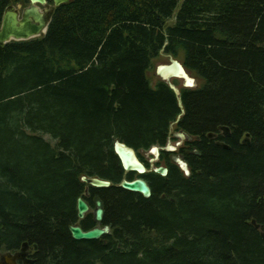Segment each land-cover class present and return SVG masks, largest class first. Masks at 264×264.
I'll return each mask as SVG.
<instances>
[{
	"label": "trees",
	"instance_id": "16d2710c",
	"mask_svg": "<svg viewBox=\"0 0 264 264\" xmlns=\"http://www.w3.org/2000/svg\"><path fill=\"white\" fill-rule=\"evenodd\" d=\"M18 4L0 0V25ZM162 52L197 80L179 88L183 114L147 76ZM182 131L192 140L167 151ZM116 141L160 148L167 175L141 176L150 198L119 186L140 176ZM82 177L111 183L83 196L103 203L100 240L68 230L96 226L77 218ZM263 226L264 0H69L43 36L0 44L1 255L27 244L31 264H264Z\"/></svg>",
	"mask_w": 264,
	"mask_h": 264
},
{
	"label": "water",
	"instance_id": "95a60500",
	"mask_svg": "<svg viewBox=\"0 0 264 264\" xmlns=\"http://www.w3.org/2000/svg\"><path fill=\"white\" fill-rule=\"evenodd\" d=\"M52 2V7L54 8L68 3L69 0H52ZM46 4V0H29V5L44 6ZM20 8H22V5L18 4L17 9ZM48 22H45L43 15L34 8L26 9L23 18L20 21L18 19L17 13L11 8H7L2 16L0 25V44H5L10 41H27L30 38L40 34H42L43 36L46 33ZM155 75L162 81H165L170 89L175 93L178 98V105L181 108V113L183 114L182 102L179 97V90L175 85L171 83V79L181 78L183 79L184 83H187L186 86H191L192 83H194L195 79L190 77L188 72L177 60H172L169 64L157 66ZM175 136L180 140H192V138L184 131L177 132ZM154 148L158 157L160 148ZM165 149L170 152L175 151V149H171L170 145L168 144ZM114 151L120 159L125 173H135L140 176L139 178L131 180L123 178L119 186L123 190H126L128 192L140 194L145 199L150 198L152 194L151 189L146 181L141 178V176H143L147 172V170L144 164L138 159L136 152L132 148L119 141H116L114 143ZM173 161L184 171L186 175L189 174L188 165L180 156H174ZM153 171L161 177H165L168 173L167 168L163 166H158L154 168ZM81 181L85 185H87V187L85 188L83 195L77 199L76 211L78 220H83L85 216L91 211L90 205L84 199V197L88 196V187L103 189L109 188L111 186V183L109 181L94 177H82ZM93 207H95L92 213L96 226L87 231H84L78 224L70 226L68 230L73 240L96 241L100 240L103 236L111 234L110 226L102 225L104 217L102 201L99 198H94ZM261 230L264 232V226L261 227ZM26 246V244H23L21 251H23ZM19 256V254L13 256L9 253H6L2 255L1 260L5 264H16L15 261Z\"/></svg>",
	"mask_w": 264,
	"mask_h": 264
},
{
	"label": "rangeland",
	"instance_id": "374dc122",
	"mask_svg": "<svg viewBox=\"0 0 264 264\" xmlns=\"http://www.w3.org/2000/svg\"><path fill=\"white\" fill-rule=\"evenodd\" d=\"M10 8L17 13L19 21L22 20L24 12L26 11V9L34 8V9H36L38 12H40L43 15V18H44L45 22H48V20L50 19V15H51V12H52V9H53L52 5H47V4L44 5V6L29 5L28 7L26 5V6L22 7V8H20V9H17V6H12ZM178 10L179 9H177L174 12L172 18H170L166 22V25L169 26V25H172L174 23L175 15L177 14ZM41 36H42V34L37 35L35 37H32L30 39L38 38V37H41ZM172 60H177L178 62H181V59H175V58L172 59V58H170V56L164 54L163 52L160 53L159 57L156 60H154L153 63H152L153 68L147 74L149 79L153 80V82L157 81L158 77L155 76V69L157 68V66L169 64L170 61H172ZM188 74L190 75V77H192L189 72H188ZM171 83H173V84L175 83L174 85L178 88V90L181 87H186L183 79H181V78H173V79H171ZM196 84H197V80L194 81V86L193 87H195ZM193 87H190V88H193ZM221 133H222V135H226V134H228V130L227 129H221ZM212 137H214V136H212ZM44 138H45V140L49 141L48 137H44ZM182 141L183 140L179 139L178 141L175 142V141H172V139H170L167 144L170 145L171 149H176L177 150V148L179 146H181ZM136 155H137L139 160H141L144 163H147L148 165H150V168H156V163L159 161V155H158V158H157L156 157V153L154 151V148H151L147 152L139 151V152L136 153ZM133 175H137V174L133 173ZM94 209H95V207L91 208L90 213L92 215H93L92 211ZM263 234H264V232H263ZM34 249H35V246L27 245L26 248L23 251L25 252L26 250H28V253H33ZM0 256H1V254H0Z\"/></svg>",
	"mask_w": 264,
	"mask_h": 264
},
{
	"label": "flooded vegetation",
	"instance_id": "af4514ba",
	"mask_svg": "<svg viewBox=\"0 0 264 264\" xmlns=\"http://www.w3.org/2000/svg\"><path fill=\"white\" fill-rule=\"evenodd\" d=\"M177 132L173 133L172 134V137L171 138H176L175 142L179 140V138H177L175 136ZM187 140H183L182 143H181V146H179L178 148L182 147V144H184V142H186ZM177 148V149H178ZM144 166L147 170V172H151L154 170V168H150V165L148 164H145L144 163ZM11 255H16V254H19L20 256L16 259V264H31L32 263V260H33V256H32V253H28V250H26L25 252L24 251H17V252H14V253H10ZM1 257L2 255L0 256V260H1ZM0 264H5L4 262H2V260L0 261Z\"/></svg>",
	"mask_w": 264,
	"mask_h": 264
},
{
	"label": "bare ground",
	"instance_id": "6f19581e",
	"mask_svg": "<svg viewBox=\"0 0 264 264\" xmlns=\"http://www.w3.org/2000/svg\"><path fill=\"white\" fill-rule=\"evenodd\" d=\"M180 63V62H179ZM181 64V63H180Z\"/></svg>",
	"mask_w": 264,
	"mask_h": 264
}]
</instances>
